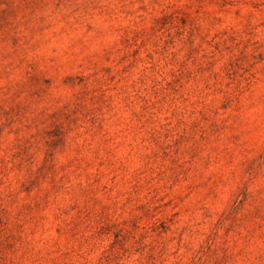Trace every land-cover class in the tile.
Wrapping results in <instances>:
<instances>
[{"label": "rangeland", "instance_id": "obj_1", "mask_svg": "<svg viewBox=\"0 0 264 264\" xmlns=\"http://www.w3.org/2000/svg\"><path fill=\"white\" fill-rule=\"evenodd\" d=\"M0 264H264V0H0Z\"/></svg>", "mask_w": 264, "mask_h": 264}]
</instances>
